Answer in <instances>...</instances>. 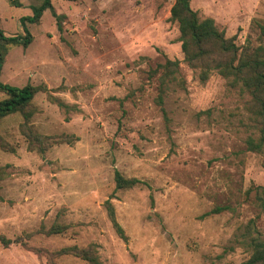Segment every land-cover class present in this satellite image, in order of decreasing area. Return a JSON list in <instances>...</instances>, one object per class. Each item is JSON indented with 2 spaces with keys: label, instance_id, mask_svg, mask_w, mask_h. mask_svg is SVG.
<instances>
[{
  "label": "rangeland",
  "instance_id": "1",
  "mask_svg": "<svg viewBox=\"0 0 264 264\" xmlns=\"http://www.w3.org/2000/svg\"><path fill=\"white\" fill-rule=\"evenodd\" d=\"M0 0V26L24 34L21 18L42 0ZM28 46L11 45L1 79L46 85L33 103L31 124L41 134H74L44 152L29 146L24 117L0 120V264H50L37 251L95 244L102 264H242L251 235L264 239V151L247 107L249 92L213 70L201 81L185 60L175 0H51ZM227 37L250 50L264 45V0H191ZM180 60L183 88L174 81L165 122L150 70ZM76 109L60 106L50 95ZM6 94L0 91V100ZM141 183L116 188L115 173ZM251 191V192H249ZM128 239L116 231L106 201ZM221 211L210 212L216 207ZM210 212V213H208ZM53 226L63 227L49 233ZM57 264H90L74 254Z\"/></svg>",
  "mask_w": 264,
  "mask_h": 264
},
{
  "label": "trees",
  "instance_id": "2",
  "mask_svg": "<svg viewBox=\"0 0 264 264\" xmlns=\"http://www.w3.org/2000/svg\"><path fill=\"white\" fill-rule=\"evenodd\" d=\"M10 1L15 5H20L16 0ZM32 9V15L21 18L24 34L10 35L0 26V91L6 94V97L0 100V120L11 113L20 112L24 117L22 131L29 139V146L44 152L53 143H73L78 137L74 134H41L30 123L31 118L37 111L33 99L38 91H48L46 85L27 84L20 87L5 83L1 79L9 47L13 44L28 46L32 41V33L27 26L28 22H38L44 11L51 9L58 19L59 29H63L61 18L64 16L56 12L51 0H42L41 4L32 6ZM170 18L179 25L180 41L182 42L185 60L191 67L199 70L201 81H206L211 72L216 70L221 75L229 78L232 86L241 84L249 92L251 98L247 102V107L254 116V126L260 131V136L258 138L250 137L247 144L251 150L264 151V45L253 50H250L247 46H239L234 37L226 36L225 31L218 27L213 17L200 16L198 10L192 7L191 0H175L171 7ZM150 75L152 77L158 76L156 102L161 107L165 122L168 125L172 119L165 106L167 92L174 81H179L183 88L186 87L185 78L180 76V60L167 58L165 62L159 63L151 69ZM50 98L56 100L60 106L68 110L76 109L75 105H69L52 94ZM0 144L3 147L8 145L1 134ZM7 172L5 167H0V180L8 174ZM115 181L116 188L133 187L141 183L139 178L125 177L118 170L115 173ZM255 190L258 199L264 204V185L257 186ZM106 204L116 231L124 240H127L128 236L124 228L115 217L113 204L109 200L106 201ZM222 209L223 207L218 206L210 212L221 211ZM54 227L56 226L51 227L48 232H59L58 230L63 229L61 226ZM0 242L8 246L11 239L5 237V235H0ZM250 245L252 253L242 264H264V239L259 232L251 235ZM37 251L43 253L50 264H57L56 256L69 253L81 257L90 264H102L95 244L84 248L78 246L65 247L56 252L40 247Z\"/></svg>",
  "mask_w": 264,
  "mask_h": 264
}]
</instances>
